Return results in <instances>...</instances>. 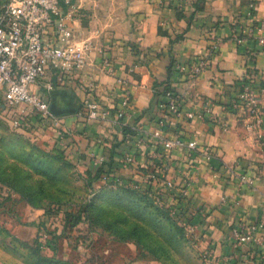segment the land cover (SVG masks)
<instances>
[{
	"label": "crops",
	"instance_id": "obj_1",
	"mask_svg": "<svg viewBox=\"0 0 264 264\" xmlns=\"http://www.w3.org/2000/svg\"><path fill=\"white\" fill-rule=\"evenodd\" d=\"M195 1L168 6L159 0H75L70 22L76 39L88 44L86 64L62 76L49 73L45 79L52 78L54 87L40 90L77 110L47 128L58 131L66 151L86 170L96 168L93 155L105 154L114 157L113 168L124 181H147L154 169L158 176L146 183L174 199L176 189L187 185L184 204L201 242L214 252V264H264V223L256 230L258 243L236 248L232 237L234 226L264 215V119L250 126L247 112L232 107L245 84H264V0H203L190 20ZM177 34L183 38L173 40ZM213 43L218 47L210 54ZM199 57L208 59V67L196 77L178 69ZM166 87L178 94L181 115L163 105ZM89 93L110 110L107 119L87 118ZM126 94L131 108L119 118ZM259 102L264 117L263 93ZM188 111L196 116L189 119ZM178 135L195 140L196 150L164 145L162 138ZM128 154L135 155L131 163L125 162ZM164 178H172L176 188L162 187ZM12 195L1 205L17 203L23 220L48 218L42 206ZM2 222L0 264H20L32 239L22 222ZM137 249L134 241L117 238L104 247L112 255L109 264H161L133 257Z\"/></svg>",
	"mask_w": 264,
	"mask_h": 264
},
{
	"label": "rangeland",
	"instance_id": "obj_2",
	"mask_svg": "<svg viewBox=\"0 0 264 264\" xmlns=\"http://www.w3.org/2000/svg\"><path fill=\"white\" fill-rule=\"evenodd\" d=\"M66 150L58 131L18 128L9 114L0 113V177L14 183L17 197L41 206L56 204L62 210L67 204L75 213L73 218L79 219L74 225L69 222L72 216L65 219L61 211V215L23 220L17 203L0 204L2 220L7 224L22 222L25 237L32 239L22 250L20 264H109L112 255L104 247L112 238L134 241L138 249L131 253L133 257L161 264H214V252L201 242L194 218L180 199L156 191L153 198H144L106 185L100 189L91 214L87 218L77 215L93 188L87 170Z\"/></svg>",
	"mask_w": 264,
	"mask_h": 264
},
{
	"label": "built area",
	"instance_id": "obj_3",
	"mask_svg": "<svg viewBox=\"0 0 264 264\" xmlns=\"http://www.w3.org/2000/svg\"><path fill=\"white\" fill-rule=\"evenodd\" d=\"M163 5H176L182 0H159ZM75 0H0V113L9 114L12 125L18 128H30L34 124L38 128L59 126L62 115L54 113L50 107L51 99L48 92L54 87L52 78L45 79L49 73L62 76L86 64L85 50L87 42H80L75 37L74 28L70 22V9ZM255 3H252L254 7ZM264 44V38L261 39ZM218 47L213 43L212 54ZM208 67V59L199 57L186 63H180L178 69L192 78ZM264 94V84L256 88L251 82L244 85L242 91L234 98L232 107L235 110L247 112L249 125L261 123L264 119L260 109L259 97ZM168 103L163 105L172 115L182 113L178 94L174 89L166 91ZM86 116L89 119H107L110 110L105 109L99 100L88 94L84 100ZM131 108V98L126 94L121 106L117 109V117H124ZM186 116L192 119L194 111H188ZM202 116V113H200ZM167 148L176 145H187L196 150L197 142H185L181 136L162 138ZM105 154L92 156L96 165L104 163ZM135 160V155L128 154L126 163ZM156 169V167H155ZM158 176L156 170H151L148 180ZM102 181L114 183L123 181L116 172L104 173ZM147 180V181H148ZM145 181L130 180L128 184L137 189H145L149 185ZM148 181V182H149ZM147 184V185H146ZM176 188L172 178H164L163 186ZM163 193L160 188L152 192ZM0 194H15L11 188L0 183ZM189 195L187 185L176 189V199L185 202ZM227 197L223 196V200ZM264 223V215L260 221H243L232 229L233 243L236 248L250 242L258 243L261 237L256 235L257 228Z\"/></svg>",
	"mask_w": 264,
	"mask_h": 264
},
{
	"label": "trees",
	"instance_id": "obj_4",
	"mask_svg": "<svg viewBox=\"0 0 264 264\" xmlns=\"http://www.w3.org/2000/svg\"><path fill=\"white\" fill-rule=\"evenodd\" d=\"M203 0H196L195 2H193L192 3V6H194V9H193V11H192V13H191V16H190V20L192 19V17L195 15V13H196V11L202 6L201 5V2H202ZM178 8H180V10L182 9L181 7H178ZM181 38H183V34H177L175 37H174V39L173 40H178V39H181ZM168 89H172V88H164L163 89V91H162V93H163V95L166 97V100L164 101V103L165 104H167L168 103V98H167V96H166V91L168 90ZM115 154L116 153H114V156H115ZM113 156H109V158H107L106 157V160L104 161V163H102V164H100V165H96L95 164V166H96V168L93 170V169H91L90 167L89 168H87V173H88V175H89V179H88V183H89V185L91 186V188H93L92 189V191H91V195L89 196V198H87L86 199V201L84 202V204H83V206H82V209H80L79 210V213H77V215L78 214H80L81 215V217H83V218H87L90 214H91V209H92V207H93V204H94V202H95V200H96V198H97V195L99 194V191H100V189L101 188H103V186H106V185H110V187H117V188H124V189H128V190H130V191H132V192H135V193H138V194H141L144 198H153V189H152V187L151 186H149V187H147V188H145V189H137V188H134V187H132V186H130L129 184H128V182L127 181H130V180H123L122 179V177H121V179L123 180V181H120V182H117V183H114V182H112V181H108V182H104V181H102V179H101V177H102V175L104 174V173H111V172H115L116 170L113 168ZM107 165H109V166H107ZM157 167H159V163H157ZM149 171H151V170H149ZM97 182H99V184H95V183H97ZM0 183H2L3 185H6V186H8L9 188H11L12 189V191L13 192H15V193H18L19 194V191H18V189L16 188V186L14 185V183L13 182H11V181H9V180H7V179H5V178H2V177H0ZM1 197V196H0ZM10 197H12V195L11 196H9V195H6V196H4L2 199H0V204H2V203H4L5 202V200H7L8 198H10ZM26 199V198H25ZM28 200V199H27ZM30 201V200H29ZM30 202H32V203H34L35 205H37L34 201H30ZM183 203V202H182ZM69 204V203H68ZM184 204V203H183ZM185 205V204H184ZM37 206H41V205H37ZM43 208H45V211H46V214H48L49 216L50 215H53V214H58V213H60L61 211H64V217H65V219H67L68 218V216H72V218L71 219H69V222H71L72 224H74V225H76L77 224V222H78V220L79 219H77L76 220V218L74 217L73 218V216L75 215V213H73V212H71L70 211V209L69 208H67V207H69V205H65V207L67 208H65L64 210H62V209H60L59 207H57L56 206V204H52L51 206H49V205H44V206H42ZM65 225H66V223H65ZM64 225V226H65Z\"/></svg>",
	"mask_w": 264,
	"mask_h": 264
},
{
	"label": "water",
	"instance_id": "obj_5",
	"mask_svg": "<svg viewBox=\"0 0 264 264\" xmlns=\"http://www.w3.org/2000/svg\"><path fill=\"white\" fill-rule=\"evenodd\" d=\"M50 107L52 111L58 115H63L69 112H75L77 110L76 107H61L58 105L56 99L52 98L51 99V104Z\"/></svg>",
	"mask_w": 264,
	"mask_h": 264
}]
</instances>
